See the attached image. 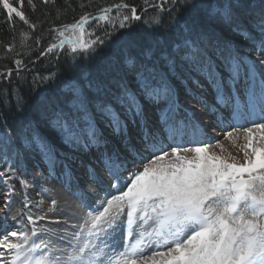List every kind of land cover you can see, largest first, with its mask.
Segmentation results:
<instances>
[{"label":"snow or ice","instance_id":"6c2138e0","mask_svg":"<svg viewBox=\"0 0 264 264\" xmlns=\"http://www.w3.org/2000/svg\"><path fill=\"white\" fill-rule=\"evenodd\" d=\"M27 4L35 9L34 0ZM165 4L172 5L169 12L180 4L193 16L181 44L175 49L142 46L125 57L118 76L69 81L63 99L40 110V121L62 143L90 158L87 164L81 161L87 177L83 185L69 165L60 164L65 187L87 211H72L66 219L33 213L41 205H33L23 191L30 182L11 166L0 171L6 188L0 207V264H264V0H144L141 9L120 0L96 15L84 12L72 23L50 28L55 42L39 55L66 46L74 56L94 52L103 40L90 39L95 35L88 30L91 23L114 26L118 19L125 28L142 20L139 13L149 8L164 12ZM16 5L0 0L6 22L14 30L15 16L34 32L38 24L23 11L24 0ZM162 22L161 17L155 26ZM216 26L253 41L256 58L222 45ZM42 35L35 37L37 45ZM13 63L16 68L6 67L0 76L10 79L15 72L19 77L24 61ZM185 72L203 78L205 83L192 79L200 92L188 86ZM181 81L186 96L215 117L213 130L218 128L226 139L243 133L242 160L210 151L207 128L213 126L201 125V113L185 107L187 100L180 99L177 87ZM205 84L211 101L203 94ZM29 131L30 144L52 152L38 127ZM183 137L192 146H184ZM217 145L223 151L219 141ZM138 163L142 170L134 167ZM20 194L23 208L11 215L13 196ZM65 204L72 208L70 201ZM56 205L53 200L49 211ZM10 215L17 225L26 217L27 226L10 230ZM118 232L122 249L113 243Z\"/></svg>","mask_w":264,"mask_h":264},{"label":"trees","instance_id":"16d2710c","mask_svg":"<svg viewBox=\"0 0 264 264\" xmlns=\"http://www.w3.org/2000/svg\"><path fill=\"white\" fill-rule=\"evenodd\" d=\"M10 2L16 5V0ZM119 2L120 0H53L44 4L42 0H34L36 6L33 9L27 4V0H24L23 11L31 22L38 24L34 32L15 16L13 30L6 22V15L0 10V72L6 67L15 69L16 65L13 63L15 59H21L25 64L19 77L15 72L10 79L0 76V167L4 163L11 165L28 181L31 175L38 174L46 177L53 173L66 176L60 166L61 163L69 165L74 173L78 171V165H81V159L85 154L67 147L40 121L42 107L58 104L63 99L69 81L110 79L122 73L125 57L129 53L134 54L140 47L151 45L175 49L182 43L184 37L189 36L187 29L193 25V16L180 4L171 12L167 9L172 8V5L165 4L164 12L149 8L147 12L139 13L143 17L142 20L132 21L131 25H126L125 28L119 27L118 19L115 20L114 26L112 24L98 26L94 22L91 23L88 30L94 31L95 35L90 39L100 37L103 40L102 44L95 46L94 52L74 56L66 46L64 51L57 50L45 56L39 55L49 43L55 42L53 40L55 33L48 31L50 28L72 23L84 12L96 15L99 8ZM126 2L137 6L138 9L146 7L144 0ZM152 2L158 3L159 0ZM111 15L115 19V10ZM161 17L163 22L156 27L155 22ZM21 32L28 33V38L25 39ZM216 32L222 45L239 50L241 56L256 58V54L251 51L255 46L253 41L243 39L227 27L216 26ZM41 34L43 35L40 44L37 45L35 37ZM253 39L258 42L255 33ZM6 46L12 47L13 51L8 52ZM225 54L227 55V52ZM185 75L189 76L188 86L195 92H200L201 90L192 83V79L199 78L201 83H205L203 78L198 77L195 72H185ZM40 77L50 79L42 80ZM177 87L180 90V99L187 100L185 107L195 108L201 113L200 122L209 124L210 120L204 118V110L186 96L182 81ZM210 95L212 96V92ZM209 100L211 101L210 98ZM35 127L39 128L40 133L51 145L52 152L46 153L40 147L30 144L32 133L29 128ZM9 137L10 143L7 142ZM180 140L181 137L178 136L177 141ZM188 140L189 137H183V141ZM57 157L59 163L56 162ZM2 190L0 187V192Z\"/></svg>","mask_w":264,"mask_h":264},{"label":"rangeland","instance_id":"374dc122","mask_svg":"<svg viewBox=\"0 0 264 264\" xmlns=\"http://www.w3.org/2000/svg\"><path fill=\"white\" fill-rule=\"evenodd\" d=\"M260 58L264 59V57H260ZM205 88H207V92L203 94L207 95L208 99L210 98L212 100L211 98L212 96L210 95L212 92L211 89L208 88L207 85H205ZM204 118L210 120L209 124L207 123L202 124L200 122L201 125H212L213 126V127L207 128V132L209 136L212 138V146L210 148V151L215 152L217 154L225 155V156L231 154L235 156L237 159L242 160V152L240 151L239 146L244 143L243 133L242 132L239 134L233 133V137L231 139H226L223 132L220 131L218 128H216V130H213V128L215 127V123H216V119L214 116H209L205 113ZM226 130L230 131L231 129H226ZM217 141H219V144L223 146V151H221V147L217 145ZM184 146H192V145L187 143V144H184ZM82 158L83 159L81 160H83V162H85L86 164L89 162L90 158L87 155H85ZM149 159H151V157H149ZM9 166L11 165H6L4 163L0 167V171H3L6 167H9ZM134 167L142 170L143 164L138 163ZM78 168H79L78 171H75V173L78 174L77 176L82 178L81 183L83 185L84 181L87 180V177L84 173V168L82 164L78 165ZM53 174H51L49 177L42 176L40 174L30 176L29 178L30 186L23 191L27 192L28 198L32 202L33 205H35L36 203H40L41 205V208L39 210L33 207L32 212L36 214L46 213L49 219H56V218L66 219L68 218L69 213L72 211H75L80 214H82L84 211H87L86 209L79 208V202L75 200L71 192L65 187L66 181L64 180L67 179L66 176L60 175V174H56V176H54ZM17 176L21 177L18 171H17ZM12 183L15 184L17 193H21L18 179H14ZM0 187L3 189L2 192H0V207H3V204H2L3 193L6 190V188L2 180H1ZM21 200H22V194L13 196V205H12L13 212L11 215H14L18 208H23ZM53 200L57 201V205L55 206L54 211H49L51 202ZM66 201L71 202L72 208L66 207V204H65ZM11 215L9 217V224L7 225V227H9L10 230H16L17 228L27 226L26 217H23L21 219V223L17 225L11 220ZM73 222H77V221L73 218ZM113 243L116 245H119L120 248L122 249L123 244H124L123 235L118 232L116 234V240L113 241Z\"/></svg>","mask_w":264,"mask_h":264}]
</instances>
